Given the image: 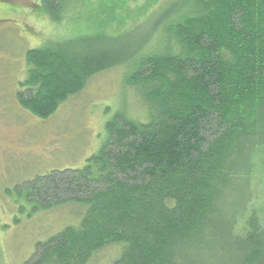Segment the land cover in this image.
Listing matches in <instances>:
<instances>
[{"label":"trees","instance_id":"obj_1","mask_svg":"<svg viewBox=\"0 0 264 264\" xmlns=\"http://www.w3.org/2000/svg\"><path fill=\"white\" fill-rule=\"evenodd\" d=\"M167 4L164 50L142 57L80 33L26 51L15 96L33 116L118 68L146 118L116 115L82 169L38 178L46 209L83 213L23 264H86L112 243V264H264V0ZM40 5L59 23L66 0Z\"/></svg>","mask_w":264,"mask_h":264},{"label":"rangeland","instance_id":"obj_2","mask_svg":"<svg viewBox=\"0 0 264 264\" xmlns=\"http://www.w3.org/2000/svg\"><path fill=\"white\" fill-rule=\"evenodd\" d=\"M40 1L0 0V264H23L38 242L80 221L83 209L78 205L46 209L40 201L45 199L35 193L38 178L82 169L109 139L106 123L116 115L146 118L138 89L124 81L118 68L91 78L47 119L33 116L15 96L24 79L26 51L81 33L122 52L138 46L143 57L164 50L167 39L160 20L167 22L168 15L161 5L166 2L171 10L179 2L66 0L58 23L42 10ZM119 251L120 245L109 244L86 264H112Z\"/></svg>","mask_w":264,"mask_h":264}]
</instances>
